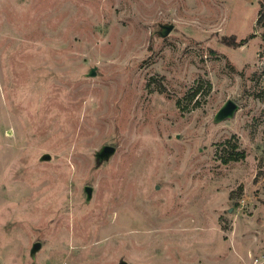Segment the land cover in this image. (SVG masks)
<instances>
[{
	"label": "rangeland",
	"instance_id": "rangeland-1",
	"mask_svg": "<svg viewBox=\"0 0 264 264\" xmlns=\"http://www.w3.org/2000/svg\"><path fill=\"white\" fill-rule=\"evenodd\" d=\"M261 2L0 0V264L264 258Z\"/></svg>",
	"mask_w": 264,
	"mask_h": 264
},
{
	"label": "water",
	"instance_id": "water-1",
	"mask_svg": "<svg viewBox=\"0 0 264 264\" xmlns=\"http://www.w3.org/2000/svg\"><path fill=\"white\" fill-rule=\"evenodd\" d=\"M172 25H162V26H160V31L158 32V35L160 36V37H162V38H164V37H166L169 33H170V31L172 30ZM235 110V105L234 104H232L231 102H228L227 104H226V106L225 107H223L220 111H219V113H218V117L220 118V119H222V118H225V117H228L229 115H231L232 114V112ZM114 148L113 147H110V146H104L102 149H101V151H100V153L98 154V157L100 158V159H102V158H106V157H108L110 154H112L113 152H114ZM47 157L48 156H46V159H47ZM84 192L86 193V195H87V199H89V197H90V194H91V188L90 187H85L84 188ZM34 249H38V245H35L34 246Z\"/></svg>",
	"mask_w": 264,
	"mask_h": 264
},
{
	"label": "trees",
	"instance_id": "trees-1",
	"mask_svg": "<svg viewBox=\"0 0 264 264\" xmlns=\"http://www.w3.org/2000/svg\"><path fill=\"white\" fill-rule=\"evenodd\" d=\"M259 17H258V20H257V26L258 27H263L264 28V0H262V2H261V8H260V10H259ZM246 42H247V39H243V40H241L239 43H238V46H242V45H244V44H246ZM208 88H210V85L208 84ZM231 160H236V158L234 157H232V158H230V159H224V162L226 163L227 161H231Z\"/></svg>",
	"mask_w": 264,
	"mask_h": 264
},
{
	"label": "built area",
	"instance_id": "built-area-1",
	"mask_svg": "<svg viewBox=\"0 0 264 264\" xmlns=\"http://www.w3.org/2000/svg\"><path fill=\"white\" fill-rule=\"evenodd\" d=\"M253 264H264V258H261V260L259 261V259H254V263Z\"/></svg>",
	"mask_w": 264,
	"mask_h": 264
}]
</instances>
